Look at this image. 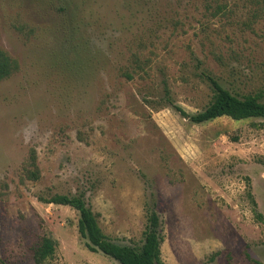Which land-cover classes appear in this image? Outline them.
<instances>
[{
    "label": "rangeland",
    "instance_id": "obj_1",
    "mask_svg": "<svg viewBox=\"0 0 264 264\" xmlns=\"http://www.w3.org/2000/svg\"><path fill=\"white\" fill-rule=\"evenodd\" d=\"M0 47L19 63L0 82V264H38L47 231L42 264H120L39 200L54 194L137 247L157 205L164 264H264V119L194 124L169 104L202 112L208 77L264 92L262 0H0ZM32 149L39 181L22 178Z\"/></svg>",
    "mask_w": 264,
    "mask_h": 264
},
{
    "label": "trees",
    "instance_id": "obj_2",
    "mask_svg": "<svg viewBox=\"0 0 264 264\" xmlns=\"http://www.w3.org/2000/svg\"><path fill=\"white\" fill-rule=\"evenodd\" d=\"M264 5V0H262ZM138 68L139 60H135ZM19 70V63L0 47V82L12 77ZM128 79L133 75L125 72ZM213 96L205 109L197 114L189 115L181 107L169 102L183 117L188 118L194 124H205L217 119L227 117L234 121L249 119H264V92L240 96L224 88L215 79L208 77ZM168 97V96H167ZM169 100V97H168ZM22 178L28 181H39L41 171L37 164V152L30 151V156L22 168ZM40 202L67 206L79 213L78 231L81 238L87 241L86 247L94 253L101 252L116 260L120 264H164L162 260V219L157 205L148 210L147 224L144 231V241L140 247L121 245L112 241L100 226L98 215L88 205L85 196L54 194L51 196H39ZM263 220L264 216L258 215ZM58 248V241L50 232H45L39 246L34 252L36 263L42 264L52 258Z\"/></svg>",
    "mask_w": 264,
    "mask_h": 264
}]
</instances>
